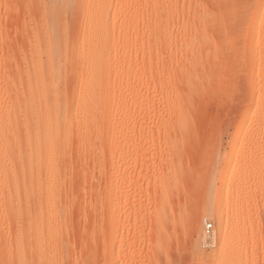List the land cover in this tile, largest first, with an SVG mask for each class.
<instances>
[{
  "label": "rangeland",
  "instance_id": "1",
  "mask_svg": "<svg viewBox=\"0 0 264 264\" xmlns=\"http://www.w3.org/2000/svg\"><path fill=\"white\" fill-rule=\"evenodd\" d=\"M251 2L0 0V264H264Z\"/></svg>",
  "mask_w": 264,
  "mask_h": 264
},
{
  "label": "bare ground",
  "instance_id": "2",
  "mask_svg": "<svg viewBox=\"0 0 264 264\" xmlns=\"http://www.w3.org/2000/svg\"><path fill=\"white\" fill-rule=\"evenodd\" d=\"M253 2V0H251ZM254 4L251 2L252 6L247 7V11L244 10V12H247L246 15L244 16V19L242 22H244V29L247 32V40L251 44H255L258 38H260V34H262L263 28V18H264V0H254ZM248 2V1H247ZM233 9V8H232ZM231 9V10H232ZM236 9V8H235ZM245 9V8H244ZM234 10V9H233ZM232 10V11H233ZM251 10V11H250ZM251 12V13H250ZM230 15V14H229ZM235 15V14H234ZM242 15V14H241ZM237 17V16H236ZM238 19V18H237ZM236 26V25H235ZM243 27V26H242ZM240 28V27H239ZM118 30V27L114 25L111 29L110 36L113 41V37L115 36L116 32ZM234 33V32H233ZM242 33V32H240ZM239 43V42H238ZM249 44V45H250ZM244 45V44H243ZM250 52V51H249ZM242 54V53H241ZM249 54V53H248ZM251 54V52H250ZM249 54V55H250ZM142 91L140 90L138 95H140ZM136 93V94H137ZM251 106H248L244 112V118H242V122L246 121L245 117L250 114L251 111ZM255 112V111H254ZM255 114V113H254ZM237 130V129H236ZM235 135V134H234ZM221 178V177H220ZM236 199V198H235ZM208 214V213H207ZM210 217V216H209ZM240 217V216H239ZM238 217V218H239ZM227 244V243H226ZM222 246V245H221ZM225 249V248H224ZM226 250V249H225ZM231 250V249H229ZM223 254V253H222ZM230 254V253H229ZM226 257V256H225ZM202 258V257H201ZM233 258V257H232ZM203 259V258H202ZM217 259V258H216ZM228 259V258H227ZM203 261V260H202ZM201 262V260H200ZM225 262V261H224ZM204 263V262H203ZM206 263V262H205ZM236 264V263H235Z\"/></svg>",
  "mask_w": 264,
  "mask_h": 264
},
{
  "label": "built area",
  "instance_id": "3",
  "mask_svg": "<svg viewBox=\"0 0 264 264\" xmlns=\"http://www.w3.org/2000/svg\"><path fill=\"white\" fill-rule=\"evenodd\" d=\"M206 225H207V229H209V227H210L211 224L210 223H207Z\"/></svg>",
  "mask_w": 264,
  "mask_h": 264
}]
</instances>
